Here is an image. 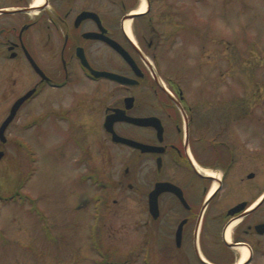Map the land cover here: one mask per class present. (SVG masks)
<instances>
[{"label": "flooded vegetation", "instance_id": "1", "mask_svg": "<svg viewBox=\"0 0 264 264\" xmlns=\"http://www.w3.org/2000/svg\"><path fill=\"white\" fill-rule=\"evenodd\" d=\"M156 1L0 0V128L19 102L1 159L9 129L30 113L24 129L55 133L85 169L79 184L101 188L84 197L99 204L96 219L109 191H135L149 259L160 240L167 264H264V93L224 94L200 70L195 85L177 75L166 46L185 23ZM101 169L124 170L116 183Z\"/></svg>", "mask_w": 264, "mask_h": 264}, {"label": "rangeland", "instance_id": "2", "mask_svg": "<svg viewBox=\"0 0 264 264\" xmlns=\"http://www.w3.org/2000/svg\"><path fill=\"white\" fill-rule=\"evenodd\" d=\"M169 5L175 14L181 11L175 19L185 23L175 45L166 46L177 75L183 70L189 85H195L200 70L224 94L243 86L264 93V0L156 1L158 12ZM28 118L30 113L13 123L8 136L13 147L0 157V264H167L160 240L156 258L149 259L148 233L136 229L135 220L144 216L135 191H109L102 218L96 219L99 204L84 197H94L101 188L80 185L85 169H74L73 154L59 151L55 133L25 130ZM123 170L100 172L116 182Z\"/></svg>", "mask_w": 264, "mask_h": 264}, {"label": "water", "instance_id": "3", "mask_svg": "<svg viewBox=\"0 0 264 264\" xmlns=\"http://www.w3.org/2000/svg\"><path fill=\"white\" fill-rule=\"evenodd\" d=\"M104 74H110V73L104 72ZM119 78H120V80H121L122 82H127V81L129 80V79L126 78V77H121V76H119ZM18 105H19V102L16 103V106H15V108H14L13 114L10 115V116L6 119V121L3 123L2 127L0 128V134H3V133H4V130H5L6 126L9 124V122H10V121L12 120V118L14 117V112H16V108L18 107ZM113 133H114L115 140H117V141H121V142L129 143V144H138V143H136L135 141H133V140H131V139H129V138H125V137H122V136L118 135L115 131H113ZM140 145H141V144H140ZM1 156H2V153H0V157H1Z\"/></svg>", "mask_w": 264, "mask_h": 264}, {"label": "bare ground", "instance_id": "4", "mask_svg": "<svg viewBox=\"0 0 264 264\" xmlns=\"http://www.w3.org/2000/svg\"><path fill=\"white\" fill-rule=\"evenodd\" d=\"M146 9V3L144 2L140 8L141 11H144ZM129 25V22H127V26ZM244 253V257L243 259H245L248 256V252L246 250H243Z\"/></svg>", "mask_w": 264, "mask_h": 264}]
</instances>
